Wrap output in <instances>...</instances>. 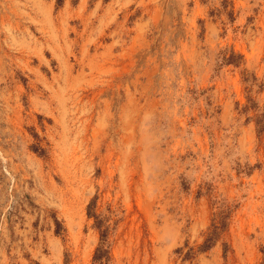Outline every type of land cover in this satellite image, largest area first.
<instances>
[{
  "label": "rangeland",
  "instance_id": "1",
  "mask_svg": "<svg viewBox=\"0 0 264 264\" xmlns=\"http://www.w3.org/2000/svg\"><path fill=\"white\" fill-rule=\"evenodd\" d=\"M102 230L106 264H264V0H0V264Z\"/></svg>",
  "mask_w": 264,
  "mask_h": 264
},
{
  "label": "trees",
  "instance_id": "2",
  "mask_svg": "<svg viewBox=\"0 0 264 264\" xmlns=\"http://www.w3.org/2000/svg\"><path fill=\"white\" fill-rule=\"evenodd\" d=\"M35 151H38L41 155L44 153L43 150H41L40 148L36 147L34 148ZM93 205L89 206L90 209V215L91 213V209H92ZM93 215V214H92ZM95 218L97 219L96 221V226L101 229V223L99 222L100 219L99 217L95 216ZM227 227V218L226 216H224L221 219V222H215L212 224V229L210 231V233L208 234V236L206 237L204 243L199 247L200 251H206L208 249H210L215 242L218 240L220 234L222 231H224ZM57 233H59V230H57ZM101 237H102V243L101 245L97 248L95 256H94V260L96 262H98V264H106V258L108 257V251L105 248V246L103 245V242L106 240V231L102 230L101 232Z\"/></svg>",
  "mask_w": 264,
  "mask_h": 264
}]
</instances>
